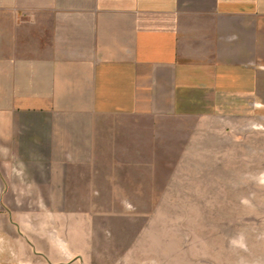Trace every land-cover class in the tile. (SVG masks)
Returning a JSON list of instances; mask_svg holds the SVG:
<instances>
[{
    "label": "crops",
    "instance_id": "0c3cea01",
    "mask_svg": "<svg viewBox=\"0 0 264 264\" xmlns=\"http://www.w3.org/2000/svg\"><path fill=\"white\" fill-rule=\"evenodd\" d=\"M260 105L264 0H0V199L160 198L181 121Z\"/></svg>",
    "mask_w": 264,
    "mask_h": 264
},
{
    "label": "rangeland",
    "instance_id": "374dc122",
    "mask_svg": "<svg viewBox=\"0 0 264 264\" xmlns=\"http://www.w3.org/2000/svg\"><path fill=\"white\" fill-rule=\"evenodd\" d=\"M180 130L160 198L0 199V264H264V105Z\"/></svg>",
    "mask_w": 264,
    "mask_h": 264
}]
</instances>
